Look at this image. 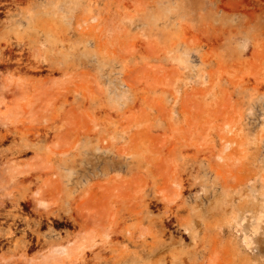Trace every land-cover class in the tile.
<instances>
[{
	"label": "rangeland",
	"instance_id": "1",
	"mask_svg": "<svg viewBox=\"0 0 264 264\" xmlns=\"http://www.w3.org/2000/svg\"><path fill=\"white\" fill-rule=\"evenodd\" d=\"M0 264H264V0H0Z\"/></svg>",
	"mask_w": 264,
	"mask_h": 264
},
{
	"label": "bare ground",
	"instance_id": "2",
	"mask_svg": "<svg viewBox=\"0 0 264 264\" xmlns=\"http://www.w3.org/2000/svg\"><path fill=\"white\" fill-rule=\"evenodd\" d=\"M8 114H9V113H8ZM68 250H69L68 248H66V247H63V248H62V250H61V252H63V253H67V252H68Z\"/></svg>",
	"mask_w": 264,
	"mask_h": 264
}]
</instances>
